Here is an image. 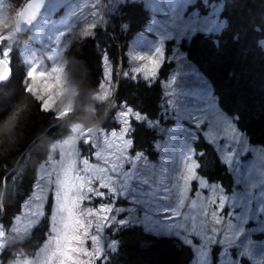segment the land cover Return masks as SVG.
Returning a JSON list of instances; mask_svg holds the SVG:
<instances>
[{"label":"rangeland","instance_id":"obj_1","mask_svg":"<svg viewBox=\"0 0 264 264\" xmlns=\"http://www.w3.org/2000/svg\"><path fill=\"white\" fill-rule=\"evenodd\" d=\"M120 1L46 0L28 31L31 42L21 45L27 73L34 70L31 78L26 76V87L45 109L60 117L72 110L75 89L66 78L64 51L76 37L93 34L105 23L106 11ZM138 1L151 18L129 41L122 74L152 80L156 75L150 73H157L168 51L174 68L163 81L162 120L150 121L121 104L114 128L72 123L71 132L51 144L11 227L0 224L1 251L27 234L50 209L48 239L34 254L19 252L9 264H93L98 242L104 246V255L114 250L106 229L109 224L121 225L119 220L179 237L192 247L190 264H264V146L251 144L234 117L220 108L210 82L181 48L182 41L198 31L222 29L226 23L221 16L223 1ZM18 11L8 0H0V57L7 60L9 55L4 53L16 40L13 28ZM103 62L104 79L94 95L97 101L108 100L115 84L106 55ZM136 117L158 132L155 160L130 150L128 127ZM200 135L215 146L232 174L231 191L198 174L195 142ZM199 183L207 188L199 189ZM101 193L104 198H98Z\"/></svg>","mask_w":264,"mask_h":264},{"label":"trees","instance_id":"obj_2","mask_svg":"<svg viewBox=\"0 0 264 264\" xmlns=\"http://www.w3.org/2000/svg\"><path fill=\"white\" fill-rule=\"evenodd\" d=\"M8 1L19 8L25 2ZM222 1L221 16L226 22L222 29L215 33L198 31L189 39L185 38L181 48L210 82L220 108L234 117L238 129L243 134L247 133L244 135L251 144L264 146V0ZM147 11L141 1H120L106 11L105 23L97 26L93 34L70 42L64 51V70L75 94L72 110L62 117L57 116L54 110L45 109L42 101L27 89V65L21 56V45L31 40L28 33L15 34L16 40L9 46L11 77L0 83V224L4 228L11 227L32 192L38 168L46 160L51 144L67 136L72 123L78 122L84 127L100 124L104 128H114L117 126L116 109L121 104L146 118L162 120L163 81L169 78L174 68L168 51L154 79L122 74L127 66L129 41L150 20V12L148 14ZM105 55L112 64L115 84L108 100L97 101L94 95L104 77ZM153 129L147 127L143 120L129 123L131 152H143L151 160L158 157L153 144L159 135ZM205 140L200 135L195 142L198 174L205 175L209 182L218 181L226 191H231L234 185L232 174L221 161L215 146ZM144 144L147 147H143ZM49 219L50 209L27 234L6 244L0 251V264H9L19 252L34 254L47 238ZM114 226L106 231L111 234L115 248L104 255L103 264L191 263L192 247L179 237L156 234L140 223ZM218 249L219 245H216L215 260ZM93 264H96V259Z\"/></svg>","mask_w":264,"mask_h":264},{"label":"water","instance_id":"obj_3","mask_svg":"<svg viewBox=\"0 0 264 264\" xmlns=\"http://www.w3.org/2000/svg\"><path fill=\"white\" fill-rule=\"evenodd\" d=\"M45 3L46 0H25L14 21V29L16 33L26 34L29 31L31 25L38 19ZM119 63H121V56ZM120 73L121 71L119 70L118 76H120ZM10 77V64L4 58H0V83L7 81ZM119 78L120 77H118V81Z\"/></svg>","mask_w":264,"mask_h":264},{"label":"snow or ice","instance_id":"obj_4","mask_svg":"<svg viewBox=\"0 0 264 264\" xmlns=\"http://www.w3.org/2000/svg\"><path fill=\"white\" fill-rule=\"evenodd\" d=\"M4 55H5V56H8V55H10V53H9L8 51H6V52L4 53ZM138 59H144V57H138ZM9 63H10V61H9ZM27 75H28L29 78H31V77L34 75V70L28 72ZM150 75L155 76V75H157V73H156L155 70H153V71L150 73ZM132 120H136V121H138V120H139V117H136L135 119H132ZM132 120L130 121V124H132ZM224 134L227 135V132H225ZM209 135L211 136L212 133L210 132ZM205 188H207V187L203 186L202 183H199V189L202 190V189H205ZM196 192H197V190L194 191V192H192V194L195 195ZM203 195H204L205 197H207L208 194H205V193L203 192ZM98 198H104V193H101V196L98 197ZM101 207H102V206H101ZM214 207H215V205H214ZM224 209H225V207H224ZM224 209H223V211H224ZM114 219L117 220V217L114 216ZM175 219H176L177 221H181V220L183 219V214H182L181 216H177ZM119 222H120L121 225L125 223L124 220H119ZM111 226H112V225L109 224L107 228H110ZM86 243H87V242H86ZM114 246H115V242H113L111 245H109L110 248H114ZM95 255H96V264H98V262H100V264H103V259H102V258H105V257H104V246L101 245L99 242H98L97 245H96V253H95Z\"/></svg>","mask_w":264,"mask_h":264},{"label":"bare ground","instance_id":"obj_5","mask_svg":"<svg viewBox=\"0 0 264 264\" xmlns=\"http://www.w3.org/2000/svg\"><path fill=\"white\" fill-rule=\"evenodd\" d=\"M259 1H260V0H259ZM121 8H122V7H121ZM125 8H127V7H125ZM127 9H128V8H127ZM206 9H207V8H206ZM122 10H124V9H122ZM125 10H126V9H125ZM203 11H204V9H203ZM147 12H148V14H149V11H147ZM201 13H202V12H201ZM208 14H209V13H208ZM263 14H264V13H263ZM150 15H151V14H149V17H150ZM199 15H200V14H199ZM145 17H146V16H145ZM150 18H151V17H150ZM150 18H149V19H150ZM197 18H200V16L197 17ZM145 19H146V18H145ZM145 21H146V20H145ZM145 21H144V22H145ZM140 28H141V27H140ZM76 38H77V37H76ZM81 38H82V37H81ZM75 40H76V39H75ZM77 40H78V39H77ZM14 63H15V62H14ZM17 63H18V62H17ZM195 64H196V63H195ZM16 65H17V64H16ZM19 66H20V65H19ZM21 67H22V66H21ZM21 67H20V68H21ZM201 71H202V70H201ZM103 75H104V74H103ZM99 77H100V76H99ZM102 77H103V76H102ZM98 79H99V78H98ZM101 79H102V78H101ZM101 79H100V80H101ZM103 79H104V78H103ZM101 81H102V80H101ZM99 82H100V81H99ZM187 82H188V81H187ZM102 83H103V82H102ZM190 85H191V84H190ZM206 85H207V84H206ZM100 87H101V86H100ZM160 87H161V86H160ZM186 87H187V86H186ZM209 87H210V86H209ZM211 87H212V86H211ZM190 88H191V87H190ZM98 89H99V88H98ZM185 89H186V88H185ZM187 89L189 90V88H187ZM211 89H213V88H211ZM160 90H161V89H160ZM191 90H192V89H191ZM209 91H210V89H209ZM162 92H163V91H162ZM95 93H96V92H95ZM210 93H211V92H210ZM215 93H216V92H215ZM188 94H189V93H188ZM184 95H185V93H184ZM214 95H216V94H214ZM217 95H218V94H217ZM185 96L187 97V96H189V95H185ZM212 96H213V94H212ZM160 97H161V96H160ZM160 97H159V98H160ZM178 97H179V96H178ZM215 97H217V96H215ZM175 98H176V97H175ZM183 98H184V96H183ZM190 98H191V97H190ZM160 99H161V98H160ZM177 99H178V98H177ZM181 99H182V98L180 97L179 100H181ZM191 99H192V98H191ZM161 100H162V99H161ZM185 100H186V99H185ZM188 100H189V99L187 98V101H188ZM158 101H159V100H158ZM162 101H163V100H162ZM188 102H189V101H188ZM191 102H192V101H191ZM159 103H161V101H160ZM161 105H162V104H161ZM158 107H159V106H158ZM227 110H228V109H227ZM226 112H227V111H226ZM232 112H233V111H232ZM157 113H158V111H157ZM230 113H231V112H230ZM145 115H146V114H145ZM159 115H160V114H159ZM147 116H148V115H147ZM237 116H238V115H237ZM155 117H156V116H155ZM157 117H158V116H157ZM235 117H236V115H235ZM150 118H151V117H150ZM153 118H154V116H153ZM148 119H149V118H148ZM155 119H156V118H154V120H155ZM149 120H150V119H149ZM151 120H152V119H151ZM151 120H150V121H151ZM160 120H161V119H160ZM152 121H153V120H152ZM155 121H156V120H155ZM158 122H159V121H158ZM166 123H167V122H166ZM148 126H149V125H147V127H148ZM151 126H152V125H151ZM238 128H239V127H238ZM244 129H245V128H244ZM90 131H91V130H90ZM153 131H154V129H153ZM157 131H158V130H157ZM240 131H241V130H240ZM248 132H249V131H248ZM150 133H151V132H150ZM154 133H155V132H154ZM157 133H158V132H157ZM245 133H246V132H245ZM245 133H244V134H245ZM91 134H92V133H91ZM152 134H153V133H152ZM246 134H247V133H246ZM249 135H250V133H249ZM85 137H87V136H85ZM148 137H149V136H148ZM158 138H159V137H158ZM162 138H163V137H162ZM162 138H161V141L163 140ZM150 139H151V138H150ZM153 139H155V138H153ZM153 139H152V140H153ZM158 140H160V139H158ZM158 140H156V141L154 140V142L157 143ZM249 140H251V139H249ZM133 141H134V140H133ZM205 141H206V140H205ZM150 142H151V140H150ZM158 142H159V141H158ZM256 142H257V141H256ZM135 143H136V142H134V144H135ZM149 144L151 145L152 143H149ZM146 145H147V144H146ZM146 145L144 144L143 147H147ZM153 145H155V144H153ZM153 145H152V146H153ZM135 146H136V145H135ZM148 146H149V145H148ZM143 147H142V148H143ZM136 148L139 149L138 146H136ZM150 149H151V148H150ZM150 149H149V150H150ZM135 150H137V149H135ZM142 150H143V149H142ZM202 150H203V149H202ZM203 151H204V150H203ZM203 151H202V152H203ZM139 152H140V151H139ZM140 153H141V152H140ZM212 154H213V153H212ZM220 168H221V167H220ZM225 171H226V170H225ZM206 175H208V174H206ZM221 175H222V174H221ZM204 176H205V175H204ZM226 176H227V175H226ZM205 177H206V176H205ZM225 178H226V177H225ZM3 179H5V178H3ZM205 179H207V178H205ZM226 180H227V179H226ZM226 180H225V183L227 182ZM211 181H212V180H211ZM214 181H215V180H214ZM223 181H224V180H223ZM230 181H231V180H230ZM31 182H32V181H31ZM97 182L99 183V181H97ZM97 182H96V183H97ZM221 182H222V181H221ZM33 183H34V182H33ZM223 183H224V182H223ZM225 183H224V184H225ZM31 184H32V183H31ZM31 184H30V186H31ZM210 185H211V184H210ZM225 185H226V184H225ZM228 186H229V185H228ZM31 187H32V186H31ZM32 189H33V188H32ZM229 189H230V188H229ZM24 190H25V189H24ZM24 190H23V191H24ZM36 190H37V189H36ZM88 193H90V192H88ZM91 193H92V192H91ZM38 195H39V194H38ZM2 199H3V198H2ZM47 202H48V200H47ZM50 203H51V201H50ZM101 205H102V204H101ZM18 217L20 218V217H22V216H18ZM39 220H40V219H39ZM37 222H38V221H37ZM39 222H40V221H39ZM14 228H15V226H14ZM14 228H13L12 230H14ZM16 228H17V227H16ZM161 230H162V229H161ZM49 234H50V233H49ZM49 234H48V235H49ZM45 235H46V234H45ZM47 239H48V238H47ZM29 247H30V244H29Z\"/></svg>","mask_w":264,"mask_h":264},{"label":"flooded vegetation","instance_id":"obj_6","mask_svg":"<svg viewBox=\"0 0 264 264\" xmlns=\"http://www.w3.org/2000/svg\"><path fill=\"white\" fill-rule=\"evenodd\" d=\"M232 190V189H231Z\"/></svg>","mask_w":264,"mask_h":264}]
</instances>
